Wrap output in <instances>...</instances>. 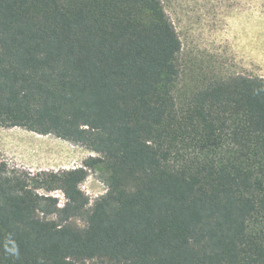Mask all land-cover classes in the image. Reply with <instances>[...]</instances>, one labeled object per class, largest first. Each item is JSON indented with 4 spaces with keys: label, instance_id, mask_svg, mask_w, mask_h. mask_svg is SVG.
Wrapping results in <instances>:
<instances>
[{
    "label": "trees",
    "instance_id": "trees-1",
    "mask_svg": "<svg viewBox=\"0 0 264 264\" xmlns=\"http://www.w3.org/2000/svg\"><path fill=\"white\" fill-rule=\"evenodd\" d=\"M180 51L161 0H0V127L97 155L37 172L0 156V264H264V78L178 97Z\"/></svg>",
    "mask_w": 264,
    "mask_h": 264
},
{
    "label": "rangeland",
    "instance_id": "rangeland-1",
    "mask_svg": "<svg viewBox=\"0 0 264 264\" xmlns=\"http://www.w3.org/2000/svg\"><path fill=\"white\" fill-rule=\"evenodd\" d=\"M181 42L177 96L192 92L204 79L235 74L264 77V0H161ZM0 156L10 166L32 172L82 167L89 149L52 135L0 127ZM100 167L88 171L81 189L90 208L107 187ZM53 195L63 205L59 192ZM71 224L85 227L83 219ZM92 264H107L93 260Z\"/></svg>",
    "mask_w": 264,
    "mask_h": 264
},
{
    "label": "crops",
    "instance_id": "crops-1",
    "mask_svg": "<svg viewBox=\"0 0 264 264\" xmlns=\"http://www.w3.org/2000/svg\"><path fill=\"white\" fill-rule=\"evenodd\" d=\"M262 78H264V77H262Z\"/></svg>",
    "mask_w": 264,
    "mask_h": 264
}]
</instances>
